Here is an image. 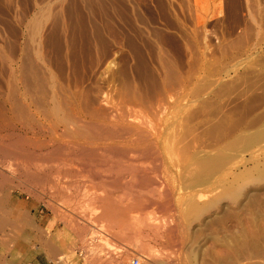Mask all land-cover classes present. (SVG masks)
I'll use <instances>...</instances> for the list:
<instances>
[{"label":"rangeland","instance_id":"rangeland-1","mask_svg":"<svg viewBox=\"0 0 264 264\" xmlns=\"http://www.w3.org/2000/svg\"><path fill=\"white\" fill-rule=\"evenodd\" d=\"M94 122L127 159L68 157ZM5 135L0 264H264V0H0Z\"/></svg>","mask_w":264,"mask_h":264},{"label":"bare ground","instance_id":"bare-ground-1","mask_svg":"<svg viewBox=\"0 0 264 264\" xmlns=\"http://www.w3.org/2000/svg\"><path fill=\"white\" fill-rule=\"evenodd\" d=\"M246 89V88H245ZM58 111V110H57ZM76 118H78V117H76ZM75 118V119H76ZM78 119H80V118H78ZM77 119V120H78ZM225 119V118H224ZM77 120H75L74 122H75V124L76 123H78L79 122V120H78V122H76ZM222 120V119H221ZM98 123H99V121H97ZM114 123L115 122H113V125H114ZM74 124V125H75ZM80 124V123H79ZM92 124V123H91ZM96 124L97 123H93V126H91L90 125V123H89V125H90V129L89 130H91V129H93V128H95V131H94V129L93 130H91L92 132H90L89 133V131L88 132H86L87 134H85L84 136L85 137H81V138H83V140L82 141H80V138H78V139H76V138H74V135H78V136H80V133L77 131V132H75V129L74 130H71V132L70 131H68V129H67V133H68V135H69V141L65 144V150H67V155H68V157H70L71 156V154H73V153H75V151L76 150H79V151H81L82 153H84L85 152V150H86V148L88 149H91V151L92 150H96L97 148H98V150H99V148H102L103 150H105V149H107V147L109 148V150L110 149H112V145L114 146V148H113V154L114 155H116V154H119L120 155V152H119V150H121L122 149V147H119L120 146V144L119 143H117V138H119V136L121 135L122 136V138H123V141H125V143L124 142H122V145H126V146H131L133 143H135L136 142V138H138L137 136H136V138H134L133 136L131 137V135H132V132H130L129 130H125V131H123V129H122V131L121 132H119L118 130L120 129H116V130H114V129H108V128H110V127H108L107 129V131H106V129H102V128H100L99 127V125H103L104 123H100V124H98L97 125V127L98 128H100L99 130L98 129H96ZM106 124V123H105ZM104 124V125H105ZM107 124H109V123H107ZM106 124V125H107ZM71 125V124H70ZM73 125V126H74ZM94 125H95V127H94ZM103 125V127H105ZM110 125H112V124H110ZM112 125V126H113ZM115 125H117V122H116V124ZM114 125V126H115ZM113 126V127H114ZM75 127V126H74ZM81 129H82V127H81ZM98 130V131H97ZM101 130V131H100ZM104 132H103V131ZM224 130V129H223ZM254 134H256V133H254ZM64 135V134H63ZM225 135V134H224ZM252 136V135H251ZM50 137H52V136H50ZM20 138V137H19ZM244 138V137H243ZM251 138V137H250ZM23 139V138H22ZM246 139V138H245ZM23 140H25V142H22V143H20L19 145L17 144H14V143H12V140H9L8 138H6V135L3 137V136H0V164H1V166L3 165H5L6 166V168L8 167L9 168V170L10 171H12L11 170V168H10V166L12 167V165H16V167H17V164H16V162L15 163H13V164H11V165H9L8 164V161H6L8 158H10V157H16L17 155H21V153L19 152L20 151V149H22L24 146H22L23 144H25L26 146H30L31 144H30V142L32 143V141H29V138L26 140L25 138L23 139ZM22 140V141H23ZM76 140L78 141V142H76ZM222 140H223V137H222ZM244 140V139H243ZM249 140V139H248ZM255 140V139H254ZM19 141H21V140H19ZM50 141V140H49ZM238 141V140H237ZM263 141V140H262ZM261 141V142H262ZM105 142V143H104ZM139 142V141H138ZM218 142V141H217ZM234 143H236L235 141H233ZM241 142V141H240ZM245 142V141H244ZM16 143H17V141H16ZM100 143V144H99ZM156 143V142H155ZM237 143H239V142H237ZM237 143H236V145H237ZM22 144V145H21ZM97 144V145H96ZM103 144V145H102ZM112 144V145H111ZM116 144H117V146H116ZM229 144V143H228ZM243 144V143H242ZM119 145V146H118ZM214 144H212V146H213ZM18 146H21L20 147V149H19V147ZM34 146V145H33ZM32 145H31V147H33ZM211 146V145H210ZM15 147H18V149H19V151L17 150V149H15ZM209 147V146H208ZM229 147V146H228ZM225 144L224 145H221V149L223 150L224 149V151H227L229 148H228ZM239 147V146H238ZM24 148H26L27 149V147H24ZM35 148V147H34ZM33 148V149H34ZM125 147H123V149H124ZM218 148H220V147H218ZM228 148V149H227ZM231 148V147H230ZM26 149H23V150H25V151H27ZM32 149V148H31ZM31 149L29 150V148H28V151H30L31 152ZM32 149V150H33ZM88 149V150H89ZM227 149V150H226ZM19 152V154L17 153V151ZM221 150V151H222ZM36 151L37 150H35V153H36ZM218 151V150H217ZM22 152V151H21ZM24 152V151H23ZM30 152H28V153H30ZM87 152H90V151H87ZM84 153V154H88V153ZM93 152V151H92ZM147 152V151H146ZM33 153H34V151H33ZM50 153V152H49ZM52 153V152H51ZM81 153V154H82ZM94 153V152H93ZM109 153H111V155H112V150H110L109 151ZM109 153L107 152V154L106 155H109ZM222 152H220V154H221ZM228 153V152H227ZM15 154H17V155H15ZM23 154V153H22ZM24 154H25V152H24ZM31 154V156H32V153H30ZM30 154H29V158H31L30 157ZM90 154H91V152H90ZM101 154V153H100ZM150 154V153H149ZM148 154V155H149ZM208 154V153H207ZM206 154V155H207ZM214 154V153H213ZM216 154H218V153H216ZM218 155V156H223L224 154H221V155ZM25 155H28V154H25ZM110 155V156H111ZM121 155H122V152H121ZM120 155V156H121ZM143 155V154H142ZM226 155V154H225ZM224 155V156H225ZM24 156V155H23ZM22 156V157H23ZM91 156V155H90ZM146 156V155H145ZM159 156V155H158ZM216 156V155H215ZM215 156L213 155L212 157H211V155H210V157L208 158V157H204V158H201V160H199L198 162L196 161V168L199 170V168L198 167H202V164H207V163H209L210 165H214V167L217 165V167H215V168H218V167H220V165L221 164H224L225 162V160L227 159H223V158H225V157H223V158H221L222 160H219V162H218V158L216 157L215 158ZM13 157H12V159H10V162L12 161V162H14L13 161ZM26 157V156H25ZM24 157V158H25ZM34 157V156H33ZM33 157H32V159H33ZM35 157H36V154H35ZM87 157V156H86ZM105 157V156H104ZM107 157L108 158H110L109 156H106L105 158L107 159ZM118 157V156H117ZM121 157H123V156H121ZM139 157V156H138ZM231 157V156H230ZM230 157H229V159H230ZM19 158H21V156L19 157ZM18 158V159H19ZM23 158V160L25 161V160H27V162H28V160H30L29 158H25L24 159ZM43 158V157H42ZM51 158V157H50ZM101 158H103V155H102V157ZM104 158V160H106ZM118 158H120V157H118ZM124 158V157H123ZM17 158H16V160L15 161H17L18 160ZM35 159V158H34ZM37 159V158H36ZM39 159V158H38ZM94 159H96V158H94ZM122 159V158H121ZM125 159H127V158H124V160ZM196 159V158H195ZM220 159V158H219ZM228 159V160H229ZM21 161H23L22 159H20ZM99 160V159H98ZM110 160V159H109ZM142 160V159H141ZM6 161V162H5ZM23 161V162H24ZM107 161V160H106ZM120 161V160H119ZM134 161H136V160H134ZM150 161V160H149ZM222 161V162H221ZM11 162V163H12ZM27 162H25V163H22V164H26ZM110 162V161H109ZM114 162H115V160H114ZM226 162H228V161H226ZM17 163H19V162H17ZM102 162L100 161V164H101ZM144 163V162H143ZM147 163V162H146ZM219 163H221L219 166H218V164ZM136 164V163H135ZM226 164V163H225ZM19 165V164H18ZM27 165V164H26ZM25 165V166H26ZM41 165V164H40ZM66 165V164H65ZM262 165H264V164H262ZM2 166V167H3ZM4 166V167H5ZM20 166V165H19ZM18 166V167H19ZM33 166H34V164H33ZM113 166V165H112ZM117 166V165H116ZM144 166V165H143ZM222 166V165H221ZM225 166V165H224ZM21 167V166H20ZM19 167V168H20ZM40 167V166H39ZM43 167V166H42ZM118 167V166H117ZM130 167V166H129ZM146 167V166H145ZM204 167H206V165H204ZM209 167H211V166H209ZM209 167L207 168L206 167V170L207 169H209ZM1 168V167H0ZM22 168V167H21ZM23 168H24V165H23ZM28 168H30V167H27V169ZM49 168V167H48ZM212 168V169H211ZM210 169L213 171V170H215L213 167H211ZM25 169V168H24ZM27 169H25V171L27 170ZM38 169V168H37ZM124 169V168H123ZM129 169H131V168H129ZM201 169V168H200ZM210 169L208 170L209 172H212V171H210ZM262 169H263V167H262ZM15 170H16V168H15ZM23 170V169H22ZM103 170H104V168H103ZM126 170V169H125ZM198 170H196V171H198ZM204 169H201L200 170V172H201V174H202V171H203ZM218 170V169H217ZM216 170V171H217ZM17 171H18V169H17ZM59 171V170H58ZM105 171V170H104ZM195 171V170H194ZM36 172V171H35ZM38 172V171H37ZM71 172V171H70ZM119 172V171H118ZM122 172V171H121ZM128 172V171H127ZM126 171H125V173L128 175V173H127ZM205 172V171H204ZM207 172V171H206ZM209 172H207L208 174H209ZM214 172V171H213ZM226 172V171H225ZM12 173V172H11ZM20 173V172H19ZM27 172H25V174H26ZM65 173V172H64ZM112 173V172H111ZM131 173V172H130ZM195 173V172H194ZM70 174V173H69ZM122 174H124V173H122ZM199 174V173H198ZM208 174H205V175H207L208 177H209V175ZM71 175V174H70ZM132 175V174H131ZM194 175V174H193ZM211 175H213V173L211 174ZM210 175V176H211ZM40 176V175H39ZM7 177V175H5L3 172H1L0 171V187H1V185L3 184V182H6L7 180L6 179H9V178H6ZM12 177V176H11ZM30 177H33V176H30ZM192 177H195V175L194 176H192ZM199 177H200V175H199ZM213 177V176H212ZM218 177V176H217ZM70 178V177H69ZM134 178V177H133ZM205 178V177H204ZM210 178V177H209ZM208 178V179H209ZM33 179V178H32ZM111 179V178H110ZM123 179H125V178H122V180ZM132 179V178H131ZM135 179V178H134ZM199 179V178H198ZM201 179V178H200ZM55 180V179H54ZM127 180V179H126ZM130 180V179H129ZM131 181V180H130ZM212 181V180H211ZM207 182H210V181H208L207 180ZM206 182V183H207ZM236 182V181H235ZM192 183V182H191ZM64 184V183H63ZM118 184V183H117ZM228 184V183H227ZM231 184V183H230ZM134 185V184H133ZM232 185V184H231ZM5 186V185H4ZM118 186V185H117ZM72 187V186H71ZM133 187V186H132ZM143 187H144V185H143ZM226 187V186H225ZM119 188V187H118ZM228 189V188H227ZM1 191V190H0ZM232 192H233V190H231ZM219 193V192H218ZM92 196V195H91ZM123 197V196H122ZM216 197V196H215ZM223 197V196H222ZM123 199V198H122ZM121 199V200H122ZM140 199H141V197H140ZM139 199V200H140ZM90 200V199H89ZM99 200V199H98ZM138 200V199H137ZM139 200H138V204H141V203H139ZM142 201H144V200H141V202ZM146 201H148V200H145L144 202H146ZM194 201V200H193ZM111 202V201H110ZM144 202H142V205H145V204H148L149 203V201L147 202V203H144ZM191 202V201H190ZM212 202V201H211ZM107 203H108V201H107ZM192 204L194 203V202H191ZM114 204V203H113ZM112 204V205H113ZM195 204V203H194ZM117 205H118V203H117ZM134 205V204H133ZM137 205V204H136ZM1 206V205H0ZM108 206V209H109V204L107 205ZM146 206V205H145ZM190 206H192V205H190ZM2 207V206H1ZM1 207H0V210H1ZM103 207V206H102ZM118 207V206H117ZM129 207H131L130 205L127 207L126 206V208H129ZM194 207H196V206H194ZM105 208V207H104ZM111 208V210H109L110 211V213H108V215L109 214H111V212L112 213H114V211H116V210H114L112 207H110ZM197 208V207H196ZM112 209H113V211H112ZM122 209V208H121ZM127 210V209H126ZM109 211H107V212H109ZM106 212V211H105ZM150 212V211H149ZM138 213V212H137ZM2 214V213H1ZM1 216V215H0ZM110 216V215H109ZM6 220V219H5ZM7 221V220H6ZM5 221V222H6ZM153 221V220H152ZM151 222V221H150ZM0 223H2V220L0 219ZM139 223V222H138ZM156 224V223H155ZM154 225V224H153ZM153 225L151 226V227H153ZM2 225L0 224V227H1ZM116 226V225H115ZM3 227V226H2ZM1 227V228H2ZM149 227V226H148ZM241 227V226H240ZM252 227H254V228H251V231L249 232V230H248V234L245 236V241L247 240V241H251V242H257V241H259V239L261 238V236H262V233L264 232V228H262V227H260V228H256V225H253ZM0 228V229H1ZM240 229V228H239ZM242 231V230H241ZM136 233V232H135ZM3 236V235H2ZM1 238V237H0ZM170 253V252H169ZM249 263V262H248Z\"/></svg>","mask_w":264,"mask_h":264},{"label":"crops","instance_id":"crops-1","mask_svg":"<svg viewBox=\"0 0 264 264\" xmlns=\"http://www.w3.org/2000/svg\"><path fill=\"white\" fill-rule=\"evenodd\" d=\"M22 264H54L40 245L33 249L32 254L27 256Z\"/></svg>","mask_w":264,"mask_h":264},{"label":"built area","instance_id":"built-area-1","mask_svg":"<svg viewBox=\"0 0 264 264\" xmlns=\"http://www.w3.org/2000/svg\"><path fill=\"white\" fill-rule=\"evenodd\" d=\"M137 262V258H133V263H136Z\"/></svg>","mask_w":264,"mask_h":264}]
</instances>
